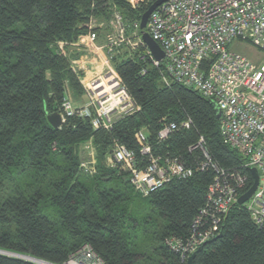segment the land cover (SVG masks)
<instances>
[{
    "label": "trees",
    "instance_id": "1",
    "mask_svg": "<svg viewBox=\"0 0 264 264\" xmlns=\"http://www.w3.org/2000/svg\"><path fill=\"white\" fill-rule=\"evenodd\" d=\"M155 1L133 8L127 0H0V249L64 264L88 245L107 264H187L167 242L191 235L215 166L247 177L245 191L253 184L245 157L222 137L215 103L195 89L166 86L162 65H154L146 45L124 44L113 53L139 107L135 113L112 129H96L78 116L66 117L58 129L50 124V114L63 113L68 91L74 99L85 93L83 73L72 64L82 54L74 44L84 36L107 37L116 13L130 34ZM187 120L189 129L158 141L164 124ZM140 130L154 155L178 158L193 175L147 197L137 193L130 173L108 158L117 145L139 156ZM201 137L211 160L195 147ZM87 143L96 152L90 169L82 166ZM0 264L36 263L0 255ZM192 264H264V229L236 203Z\"/></svg>",
    "mask_w": 264,
    "mask_h": 264
},
{
    "label": "built area",
    "instance_id": "2",
    "mask_svg": "<svg viewBox=\"0 0 264 264\" xmlns=\"http://www.w3.org/2000/svg\"><path fill=\"white\" fill-rule=\"evenodd\" d=\"M127 1L138 8L151 0ZM115 18L116 27L109 35L115 37L108 41L109 49L106 51L104 45L99 47L108 53L104 58L107 60L108 55L113 56L115 45L127 40L122 16L117 13ZM135 28L140 29V23ZM147 31L165 54L158 61L148 49L154 65H162L164 84L195 89L213 101L221 111L220 129L225 141L245 157V167L257 169L258 187L244 205L253 222L264 229V64L256 66L248 57L229 49L232 43L243 41L264 51V0H168L151 14ZM138 37L135 45H145L141 34ZM84 39L95 40L91 36ZM105 64L108 68L110 63ZM113 69L96 79L82 80L88 101L75 107L66 98L62 105L63 120L78 116L90 119L96 129H112L117 120L139 109L114 66ZM190 125L189 120L164 124L158 141H166ZM136 137L141 146L139 156L126 146L117 145L110 164H118L130 173L137 193L147 197L174 178L193 175L194 171L178 158L154 155L145 130L138 131ZM195 147H200L211 160L203 137ZM82 166L91 168L87 162ZM215 170L208 202L194 219L189 238L186 241L170 238L167 242L187 260L200 246L221 233L233 206L247 189L248 178L238 171L217 166ZM204 226L208 228L203 232ZM64 264L107 263L85 245Z\"/></svg>",
    "mask_w": 264,
    "mask_h": 264
},
{
    "label": "rangeland",
    "instance_id": "3",
    "mask_svg": "<svg viewBox=\"0 0 264 264\" xmlns=\"http://www.w3.org/2000/svg\"><path fill=\"white\" fill-rule=\"evenodd\" d=\"M117 14V13H116ZM116 14L114 15V18H112L111 20H110V23H111V25L113 26V27H116V25H115V21H116V18H115V16H116ZM140 23V22H139ZM94 23H92V25H93ZM97 25V24H96ZM95 25V26H96ZM94 26V25H93ZM127 30V29H126ZM114 32V30L113 31H111L110 33H109V35L110 34H112ZM103 34V36L101 37L100 36V38L98 37V43H100V42H103L104 41V39L107 41L105 44H104V47L106 46V45H108L109 43H108V41L110 42V41H113V39L112 38H114V37H110L109 35H107V37H105L104 36V33H102ZM116 35H117V33H115ZM126 37H127V40H125V41H123L122 42V44L121 45H126V46H128V47H130V48H132V49H136L139 45H135V42H137L138 41V39H139V37H138V32L136 31V30H133L130 34H129V32L128 31H126V35H125ZM110 37V38H109ZM81 42H82V44H83V46L84 45H86V44H88V41H86V39H84V41H82L81 40ZM96 42V41H95ZM121 45H115V47H114V54L116 53V47L118 48V47H120ZM229 49L231 50V51H233V52H236V53H240V54H243L244 56H246V57H248L249 58V60L253 63V64H255L256 66H262L263 64H264V51H262V50H260V49H258L257 47H255V46H253L251 43H249V42H243V41H238V42H234V43H232L231 45H230V47H229ZM105 50H106V48H105ZM107 51V50H106ZM83 52V54L84 53H87L86 51H82ZM108 54V53H107ZM110 56V57H109ZM108 60L107 59H102L101 58V60L99 61V64H101L100 66H102V67H99V66H97V67H95L94 69H89V70H93L94 72H96L97 70H101L99 73H94L91 77H89V78H87V80L86 81H88L89 79H91V80H93V79H96V78H98L99 76H101L103 73H105V71H108V70H110V69H113V56H111V55H108ZM104 58V57H103ZM87 61V60H86ZM107 61H108V63H110L109 64V66H108V68H107V65L105 64V63H107ZM73 65H74V67L76 66L74 63H72ZM105 64V65H104ZM113 65V66H112ZM115 68V67H114ZM82 69H84V68H82ZM77 70H79L78 69V67H77ZM114 70V69H113ZM117 72V71H116ZM84 74V73H83ZM118 74V73H117ZM83 80H84V78H83ZM83 85V84H82ZM83 87H84V90H85V93L83 94V96L82 97H85V103L88 101V95H87V91H86V89H85V86L83 85ZM87 99V100H86ZM66 100V99H65ZM84 103V104H85ZM71 104L73 105V106H81V105H84V104H77V103H75V101L73 102V100L71 101ZM62 118H63V115H62ZM66 120V119H65ZM65 120H64V122H65ZM90 146V148L88 149L87 148V146ZM84 156H86V159H88L86 162L87 163H90V167H91V165H93V163L95 164V162H96V152H95V149H94V145L93 144H91V143H87V144H85V146H84ZM111 158H113V155H111L109 158H108V163H111V161H110V159Z\"/></svg>",
    "mask_w": 264,
    "mask_h": 264
},
{
    "label": "water",
    "instance_id": "4",
    "mask_svg": "<svg viewBox=\"0 0 264 264\" xmlns=\"http://www.w3.org/2000/svg\"><path fill=\"white\" fill-rule=\"evenodd\" d=\"M168 0H156L155 2L152 3V5L143 13L142 17H141V21H140V34H141V39L144 42V44L147 46V48L149 49V51L151 52L152 56L158 60L161 61L164 59L165 54L163 49L161 48V46L158 44V42H156L152 36L150 35V33L147 31V25L149 22V18L151 16V14L163 3H165ZM216 105V104H215ZM217 106V105H216ZM218 109V118H221V111L219 109V107L217 106ZM48 120L50 122V124L55 128H61V126L64 123V120L62 118V114L59 112L50 114L48 116ZM252 174H253V184L251 185V187L238 198V204L239 205H244L255 193L258 184H259V173L257 171L256 168H251ZM0 255L3 256H7V257H12V258H16V259H20V260H24V261H28V262H33L36 264H54L42 259H38L35 258L33 256L30 255H24V254H20L17 252H12V251H7V250H3L0 249ZM195 254L191 255L188 260H187V264H192L193 260H194Z\"/></svg>",
    "mask_w": 264,
    "mask_h": 264
},
{
    "label": "crops",
    "instance_id": "5",
    "mask_svg": "<svg viewBox=\"0 0 264 264\" xmlns=\"http://www.w3.org/2000/svg\"><path fill=\"white\" fill-rule=\"evenodd\" d=\"M93 23H94V21H93ZM89 36H91V35H89ZM84 37H86V36H84ZM84 37H81L79 42L75 43L74 46L75 47L76 46L77 47L83 46L81 40ZM93 37L95 38V40H92V41L88 40V44L83 46L84 50H82V49L80 50L77 47L74 48L75 51H78V52H82V51H86L87 52V53H84V54L82 52V54H81V56L79 58L73 59V63L76 65L75 67L76 68L78 67V69L82 73H84L83 76H82V79H81V83H82L83 78L87 79V78L91 77L94 73H96L97 71H98L97 73H99L101 71V70L100 71L97 70L96 72H94L93 70H89V69H94L97 66L102 67L103 65L100 66L101 64H99V61L101 60V58L104 59L107 56V54H106L107 52L105 50H100L99 49V47H101L102 44L98 43V41L96 39V35H94ZM87 38L89 39V37H87ZM82 68H84V69H82ZM67 95H68L67 98H70L71 100H73V102L75 101V103H77V104L81 105V104L85 103L84 102L85 101V97H80V98L74 99L71 91H68Z\"/></svg>",
    "mask_w": 264,
    "mask_h": 264
},
{
    "label": "bare ground",
    "instance_id": "6",
    "mask_svg": "<svg viewBox=\"0 0 264 264\" xmlns=\"http://www.w3.org/2000/svg\"><path fill=\"white\" fill-rule=\"evenodd\" d=\"M93 37V36H92ZM223 137V136H222ZM226 143V142H225ZM192 168V167H191Z\"/></svg>",
    "mask_w": 264,
    "mask_h": 264
}]
</instances>
